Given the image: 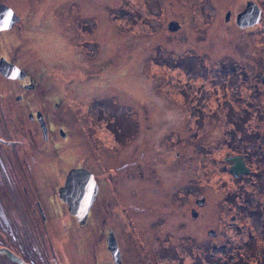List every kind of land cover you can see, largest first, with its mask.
<instances>
[{
	"label": "flooded vegetation",
	"instance_id": "flooded-vegetation-1",
	"mask_svg": "<svg viewBox=\"0 0 264 264\" xmlns=\"http://www.w3.org/2000/svg\"><path fill=\"white\" fill-rule=\"evenodd\" d=\"M15 1L18 7L12 0H0V239L9 241L1 248L26 263L30 259L29 264H89V257L90 264H264V159L226 155L222 170L232 175L231 181L226 187L220 182L221 191L211 192L210 171L202 183L194 169L179 179L178 151L173 153L177 159L166 166L174 177H163L158 166L150 165L144 150L153 144L147 146L138 133L141 111L134 115V127L118 131L111 113H73L71 121L68 104L61 96H50L46 59L41 57L40 63L32 47L40 36H55L57 22L62 28L65 7L46 0ZM4 7L19 19L10 28L4 27L14 18ZM50 18H57L54 27ZM167 23L169 33H177V21ZM233 61L228 59L223 67L226 87L235 93L240 85L252 88L264 117L259 85H264V74L260 77L259 66L254 69L250 62ZM236 76L247 80L235 85ZM95 122H103L110 132L111 146L102 138L94 142ZM249 144L252 141L246 148ZM117 149L120 158H115ZM238 156L249 171L236 176L229 161ZM72 170L84 171L63 198L74 195L82 205L87 196L94 198L82 222L59 196ZM138 210L145 228L135 222ZM53 241L63 255L50 257ZM86 246L89 255L80 258Z\"/></svg>",
	"mask_w": 264,
	"mask_h": 264
},
{
	"label": "rangeland",
	"instance_id": "rangeland-1",
	"mask_svg": "<svg viewBox=\"0 0 264 264\" xmlns=\"http://www.w3.org/2000/svg\"><path fill=\"white\" fill-rule=\"evenodd\" d=\"M253 1L262 11L261 21L241 29L234 17L245 0H191V4L184 0H46L45 4L64 6L67 19L62 28L57 22L55 36H40L32 47L40 63L46 59L50 96H61L68 104V119L74 121L73 113L80 117L111 113L118 131L134 127V115L141 111L138 133L147 146L153 144L144 150L150 165L158 166L161 176L174 177L166 166L177 159L173 153L178 151L180 180L194 169V177L202 183L210 171L211 192H220V182L226 187L232 176L222 170L223 157L239 153L250 161L264 159V117L258 113L253 89L240 85L237 94L226 87L223 76L228 59L236 64L250 62L254 69L259 66L260 77L264 74V0ZM11 3L19 5L15 0ZM228 11L232 16L225 21ZM56 19H49L52 27ZM172 19L177 21V33H169L167 22ZM242 79L247 77L238 81L236 76L234 84ZM260 92L264 100V91ZM255 103L258 107L249 109ZM95 123L94 142L102 138L111 146L110 132L103 129V122ZM188 134L193 136L187 138ZM222 137L227 138L226 145ZM121 153L117 149L115 158ZM139 214L138 210L135 222L145 228ZM119 222L117 217L115 223ZM167 227H172L171 222ZM1 240L0 248L9 244ZM25 247L30 251V246ZM50 248L51 258L63 255L56 241ZM79 255H89L88 246ZM0 264L12 263L0 255Z\"/></svg>",
	"mask_w": 264,
	"mask_h": 264
},
{
	"label": "water",
	"instance_id": "water-1",
	"mask_svg": "<svg viewBox=\"0 0 264 264\" xmlns=\"http://www.w3.org/2000/svg\"><path fill=\"white\" fill-rule=\"evenodd\" d=\"M11 15L14 18L12 19L13 21L12 22L10 21V23H8L6 27L4 26L2 27L10 28L14 25V23L19 21V19L15 17L14 14ZM260 19H261V9L258 7V5L253 2H247L244 9L236 15L235 23L239 28L244 29L255 26L260 22ZM229 20H230V13L228 12L225 16V21H229ZM263 81H264V77H263ZM229 162L233 164V167L231 168V172L234 173L236 176L244 172L248 173L249 170L245 168L243 159L240 156L231 158ZM81 171L84 170H72L67 178V183H66L67 187L63 191L59 190L60 198L64 202H66V204L69 206L70 213L76 216V218L80 222H82L81 221L82 219L83 221H85L88 210L91 206V203L94 200L93 195L91 194L87 196L86 199L84 200V204L82 205L78 200H76L74 195H71L72 197H70V199H64L62 193L65 192L69 188V186H70L69 191H71V188L75 183L76 178L80 175ZM88 175L90 176V174ZM94 194H96V191ZM0 255L6 256L10 261L16 264H28L25 263L19 257L15 256L12 252H10L7 249H0Z\"/></svg>",
	"mask_w": 264,
	"mask_h": 264
}]
</instances>
